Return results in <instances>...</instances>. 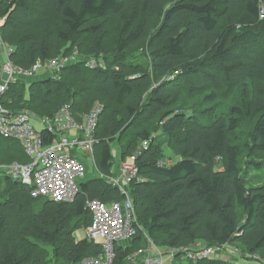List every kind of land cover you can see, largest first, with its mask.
<instances>
[{
    "label": "trees",
    "instance_id": "1",
    "mask_svg": "<svg viewBox=\"0 0 264 264\" xmlns=\"http://www.w3.org/2000/svg\"><path fill=\"white\" fill-rule=\"evenodd\" d=\"M128 2L0 0V30L15 48V65L30 68L75 49L105 59L104 67L88 68L79 58L60 78L18 80L2 103L39 116L70 103L77 118L102 104L94 148L102 170L112 167L114 144L124 160L158 133L137 160L145 181L132 183L140 228L129 244L115 245L116 264H129L147 236L159 246L234 243L264 258V0H136L121 20ZM52 136L43 130L45 144ZM0 141V163L30 161L19 141ZM166 147L182 158L161 164ZM79 188L74 201H53L0 175V264H80L98 256L101 245L75 237L92 222L87 200L124 196L99 176ZM182 262L178 254L175 264Z\"/></svg>",
    "mask_w": 264,
    "mask_h": 264
},
{
    "label": "built area",
    "instance_id": "2",
    "mask_svg": "<svg viewBox=\"0 0 264 264\" xmlns=\"http://www.w3.org/2000/svg\"><path fill=\"white\" fill-rule=\"evenodd\" d=\"M261 13L263 17L264 4ZM14 50L13 45L5 43L0 30V51L3 55L0 58V137L19 141L30 161L0 163V175H7L27 185L34 197L72 202L80 192L77 178L85 177L86 173L85 165L78 155V151L84 152L94 162L98 176L117 187L124 197L111 202L87 200L92 222L85 228V237L101 245L102 252L98 256L83 258L80 264H113L115 245L131 239L140 228L132 198V183L145 181L139 175L137 160L148 149L154 136L143 140L130 155L120 161L117 169L111 168L109 173L102 172L97 167L94 152L98 143L96 130L103 111L102 104L95 103L89 112L77 118L70 103L62 105L52 116H39L28 109L11 111L1 100L10 85L18 80L35 76L60 78L63 68L79 61L77 52L46 61L38 59L30 68H23L12 61ZM99 63L98 58L86 60L90 68L99 67ZM40 70H43L41 75L38 74ZM174 77L170 75L169 78ZM32 119L40 120L43 129L37 130ZM43 130L53 135L48 144L44 143ZM147 239L148 246L132 253L127 259L129 264H175L178 254L183 256V261L196 262L204 258H217L219 249L227 247H201L199 243L191 246H159L148 236Z\"/></svg>",
    "mask_w": 264,
    "mask_h": 264
},
{
    "label": "rangeland",
    "instance_id": "3",
    "mask_svg": "<svg viewBox=\"0 0 264 264\" xmlns=\"http://www.w3.org/2000/svg\"><path fill=\"white\" fill-rule=\"evenodd\" d=\"M141 2H142V0H141ZM135 3H136V0H132V2H128L129 8L127 7L121 13V20H123V19H125V18H127L129 16V14L131 13V10H132L131 4H135ZM0 20H1L0 23H4V19H0ZM109 36L110 35H107V37H109ZM150 36L151 35H149V37L147 39L148 41L149 40H152V38ZM143 50L146 51L147 57H150L149 47L147 46ZM143 50H142V48L140 49L141 52H143ZM74 52H77L78 59L80 58V59H85V60L88 61L91 58H98V60L100 62L99 63V67H104L105 66L104 56H102L100 54H99V56H88V57L82 58L84 56H81V54L79 53V50L78 49H75L71 54H73ZM71 54H68V55H71ZM0 58H3V55H2V52L1 51H0ZM147 59H148V61H150L149 58H147ZM85 66L88 67V68H90L87 65H85ZM42 73H43V70H40L38 74L41 75ZM179 73H181V71ZM175 75H177V74H175ZM139 76H141V75L139 73H136V74H134L132 76V78L139 77ZM36 77H38V76L31 77V78H27L26 80H27V82H30L33 79H35ZM158 82L159 83L162 82V79L160 81H158ZM151 86H152L151 88L156 87L157 86V82H154L153 81L152 84H151ZM110 87L113 88V85L110 86ZM27 89H28V87H27ZM229 108L230 107H226L224 110L227 111ZM32 120H33L32 123L35 124V127H36L37 130L43 129V126L44 125H43V123L40 120H34V119H32ZM203 120L206 121V119H203ZM164 122L165 121H161V124H163ZM154 133H156V134H153V136L154 135H158L157 132H154ZM1 144H2V142L0 141V146H1ZM114 145H115V147H114V155L115 156H114V160H113L112 166L113 167H117L118 164H119V161L121 160L120 159V149H119V147L116 144H114ZM177 150H178V148H177ZM165 151H166V158L163 159V160H161V162H163L164 164L169 165V164H172L174 162L179 161L182 158L181 156L172 153L173 150L171 148L169 149L168 147H166V150ZM78 155L81 158V160L83 161V163L85 165V168H86L85 177L77 178L78 185H80L82 182H85V181L89 180L90 178H94V177L98 176V173H97L98 170L95 168L94 162L90 158H88V156L84 152L78 151ZM95 160H96V157H95ZM96 163H97V161H96ZM97 167H98L99 170H101L104 173H109V171H110V169H108V170H106V169L105 170L100 169L99 166H98V164H97ZM253 173L254 172H251L250 175L253 174ZM262 174H264V173H262ZM250 175H249V177H250ZM43 198H47V197H43ZM12 217L15 218L14 214H13ZM12 231L13 230L10 229L9 231H7V233H10ZM7 233H5V234L7 235ZM75 237H76L77 240H80V239L84 238L85 237V229L81 228V229L77 230L75 232ZM130 240L131 239H125V240H122L119 243H122L124 246H126L127 244H129ZM199 244H200L201 247L206 246V244H202L201 242H199ZM219 252H220V255L223 256V257H224L223 253H225L226 255H229L230 254L231 257L233 256L234 258H239V259L235 260V261H237V263H246V262L257 263V264L258 263H264V258L261 255H245L244 258L241 257V254H240L241 253V250H239L237 248V245L234 244V243L233 244H230L227 247H224V248L219 249ZM247 257H248V259H246ZM115 258H117L116 255L114 256L113 263H114ZM217 258L220 259L218 254H217ZM117 261H118V258L116 259L115 264L117 263ZM181 264H189V262L184 261Z\"/></svg>",
    "mask_w": 264,
    "mask_h": 264
},
{
    "label": "clouds",
    "instance_id": "4",
    "mask_svg": "<svg viewBox=\"0 0 264 264\" xmlns=\"http://www.w3.org/2000/svg\"><path fill=\"white\" fill-rule=\"evenodd\" d=\"M231 243H229V244H226L227 246H229ZM233 244V243H232ZM237 248L239 249V250H241L238 246H237ZM241 257H243L244 258V256L245 255H249V254H245V253H243L242 251H241ZM223 255H224V257L223 256H221L220 255V252H219V258L220 259H223V260H230V261H235V260H237V259H239V258H234L233 256L231 257V255L229 254V255H226L225 253H223ZM246 259H248V257L246 258ZM259 264V263H258Z\"/></svg>",
    "mask_w": 264,
    "mask_h": 264
},
{
    "label": "crops",
    "instance_id": "5",
    "mask_svg": "<svg viewBox=\"0 0 264 264\" xmlns=\"http://www.w3.org/2000/svg\"><path fill=\"white\" fill-rule=\"evenodd\" d=\"M114 160V159H113ZM121 161V160H120ZM120 161H119V164H120ZM119 164H118V166H119ZM118 166L117 167H111V168H114V169H117L118 168ZM202 243V242H201ZM203 244V243H202Z\"/></svg>",
    "mask_w": 264,
    "mask_h": 264
}]
</instances>
